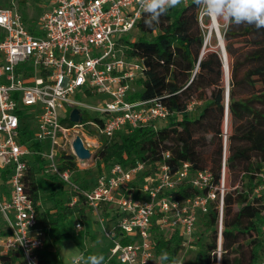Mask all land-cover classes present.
Wrapping results in <instances>:
<instances>
[{
    "label": "built area",
    "instance_id": "built-area-1",
    "mask_svg": "<svg viewBox=\"0 0 264 264\" xmlns=\"http://www.w3.org/2000/svg\"><path fill=\"white\" fill-rule=\"evenodd\" d=\"M7 2L0 5V216L4 221L0 224V264H8L3 257L12 255L16 258L10 264H41L46 234L24 183L28 158L35 155L43 158L44 173L57 177L67 188L71 207L83 199L96 213L104 204L117 208L116 226L106 232L113 246L102 264H153L156 221L160 232H177L186 242L193 238L198 214L207 212L212 201L217 202L220 214L218 247L212 256L220 264L224 197L229 191L225 151L218 183L209 169L191 173L188 162L174 173L169 165L161 164L156 173L144 178L143 197L132 188L148 168L141 162L127 167L112 164L91 188L84 189L74 180L75 172L98 160L105 141L120 131L156 125L176 114L159 98L134 96L147 71L144 59L130 53L135 38L125 41L137 31L145 13L138 0H49L35 27L26 22L18 0ZM189 2L181 0L183 5ZM96 94L107 98L97 106L83 102V97ZM74 109L80 111L81 122L70 120ZM190 109L189 105L186 111ZM87 112L94 117L86 119ZM77 140L88 158L78 156ZM61 156L68 158L62 161ZM163 156L169 158L170 153ZM69 161L73 164L64 168ZM258 177L262 182L253 194L264 191V170ZM185 179L207 193L184 202L176 199L172 192ZM76 228L81 229V224ZM117 230L123 236L137 237L136 241L122 244ZM168 264L183 263L172 260Z\"/></svg>",
    "mask_w": 264,
    "mask_h": 264
},
{
    "label": "trees",
    "instance_id": "trees-1",
    "mask_svg": "<svg viewBox=\"0 0 264 264\" xmlns=\"http://www.w3.org/2000/svg\"><path fill=\"white\" fill-rule=\"evenodd\" d=\"M21 2L26 3V0ZM199 11L194 0H190L186 5L170 8L150 28L144 23L147 13L138 21L136 37L130 42L133 46V52L130 53L144 59L147 71L145 78L138 82L139 90L134 96L140 99L159 98L176 114L169 118L165 126L150 125L120 131L112 140L105 141L98 154V161L104 162L109 168L115 163L126 167L137 162L145 163L148 168L132 184L134 194L143 197L140 188L144 178L156 173L163 163L169 165L173 173L184 162L190 163L191 173L208 169L212 164L213 181L218 183L225 151L228 170L238 176L240 186L226 192L224 197L220 264H262L264 191L253 194V190L261 184L258 174L264 170V28H257L246 22L236 24L229 21L224 31L231 78L228 119L230 118L233 132L227 137L228 149L225 145L223 150L221 138L216 144L215 138L208 141L207 135L223 137L221 127L225 122L226 106L224 61L221 50H203L204 35L199 25ZM36 24L37 21L33 26ZM239 38L248 39L246 46L249 49L245 52L234 47L233 40ZM125 41L129 43L127 37ZM203 51L205 53L200 59ZM243 69L244 74L240 76ZM258 84L261 85L260 88L250 96H238L237 90L255 88ZM207 90V105L198 117H191L186 111L188 102L196 94ZM210 142L215 144V148L211 152H205L204 149ZM166 152L170 153L169 158H164L163 154ZM65 158L68 157H60L62 161ZM72 164V161L65 162L63 167L68 168ZM43 165L44 160L39 155L28 158L25 189L37 205L39 225L46 234L40 262L62 264L59 253L48 249L54 243L60 244L71 237L65 223L74 213L82 212L79 206L83 199L72 207L69 206L71 197L64 184L57 177L44 173ZM79 173L75 172L74 180L84 189L91 188L97 176L102 174L99 173L95 182L90 185L87 180H78ZM7 174L8 172L4 173L5 179ZM206 193V189L195 188L189 179H185L172 195L184 202ZM45 195L58 209L53 218H49L48 210L42 211L41 202ZM219 216L218 204L214 201L210 202L207 212L198 214L196 225H201L210 236L207 242L200 245L196 256L197 264H217V258L212 253L218 247ZM117 235L123 236L119 230ZM152 238L155 256L161 257L165 252L168 254V259L163 260V264L174 260L184 242L179 234L165 239L156 226L152 229ZM243 241L247 242L242 243ZM121 243L126 245L131 240L123 239ZM15 258V255L3 257L8 264Z\"/></svg>",
    "mask_w": 264,
    "mask_h": 264
},
{
    "label": "rangeland",
    "instance_id": "rangeland-1",
    "mask_svg": "<svg viewBox=\"0 0 264 264\" xmlns=\"http://www.w3.org/2000/svg\"><path fill=\"white\" fill-rule=\"evenodd\" d=\"M22 0H18V8L20 9V11L24 14L25 18H26V22L28 23V25L33 26L34 23L38 20L41 12L45 9H47V4L49 2V0H26V3L21 2ZM0 5H7V0H4V3H0ZM46 6V7H45ZM210 22H211V17L205 15L202 13V11H199V25L200 28L202 30V33L204 35V45H203V50H205V52L207 51H215V50H220L218 47V39L216 37V35L212 34V36H209V33L211 30L210 27ZM229 24V21H224L222 18H219V30L222 34V37L224 36V31L226 30L227 26ZM136 31L133 33H130L127 38L130 39L131 37L135 38L136 36ZM210 39H209V38ZM209 39V40H208ZM224 40V38H223ZM248 39L245 38H239V39H234L233 40V44L234 47L238 50V51H242L245 52L247 49H249V46H246ZM225 43V41H224ZM226 45V43H225ZM205 46V48H204ZM244 70L243 69L241 71L240 76H242L244 74ZM230 73H229V88H230ZM223 85L227 86V80L226 77L224 76L223 79ZM260 84L256 85L255 88H242L237 90V94L239 97H248L250 96V94L257 90L258 88H260ZM209 90L202 92L201 94H196L195 98L191 99L188 102V106H191V109L188 111L189 114L191 115V117H198V115L200 114V112L205 108V106L208 103V99H207V94H208ZM105 98H107L106 94H96L93 96H85L82 98L83 102H85L88 105L91 106H97L99 104L100 101L104 100ZM88 113V116H86V119H92L94 117V113ZM230 120V118H229ZM225 121V120H224ZM168 123V121H160L157 122L156 125L158 127L161 126H165ZM222 133H223V137H217L214 134H210L207 135V140L209 141L211 138H215L216 144L219 141V138L222 139V144H223V150H224V146L226 145V148L228 149V141L227 139L225 140V136L229 137V135L233 132V126L229 123V127L227 128V126L225 125V123L223 122L222 124ZM226 141V144H225ZM215 148V144L213 145L211 142L207 144V146L205 147L204 151L205 152H211L212 150H214ZM228 155V152H227ZM108 168L104 162H99L98 160H96L95 162L92 163V165H89L87 167V169L80 171L79 175H78V180L79 181H83L87 183H89L90 185L93 184L95 182V177L99 174V173H107ZM208 169H210L212 171V169L214 168L212 164H210L208 167ZM227 186L229 187V191H232L234 188L239 187L240 186V179L238 178V176L234 175L231 171L228 170L227 173ZM66 191L67 188H66ZM69 192V191H68ZM41 208L42 211H49V218H53L55 217L58 209L55 208L54 203L52 201H50L48 199V197H46V195L43 197V201L41 202ZM86 208V213H89V215H91L93 218H95L94 223L98 224V227H101V225H99V222L97 221V216L94 215V212H92V210L84 203L82 202L79 206V208ZM103 211V213H105L106 209L105 207L101 208V212ZM99 212V214L101 213ZM106 214V213H105ZM104 214V215H105ZM157 220L159 218V214L155 215ZM75 217L71 216L65 223V227L67 226V228L69 229L71 237L64 239L58 246L59 249V255L62 259V264H87L89 261L87 260V258L90 255H102L103 257H105V259L107 258L109 251L105 250V251H95L96 249H94V251L90 254H87L85 256V258L82 259L81 262L79 263H74V259L78 256V252H79V244L82 242V236L83 233H75L73 231V229L75 228ZM81 224L85 225V227L87 225H89V223L84 222H80ZM0 224L4 225V221L3 218L0 216ZM77 224V223H76ZM157 221L155 223V226H157ZM105 233V232H104ZM209 236L210 233L204 231V228L201 225H196L195 226V231H194V235L193 238L191 240H188L186 242L182 243V247L178 250L176 256L173 258L174 260L177 261H181L183 264H197L196 263V256L198 251L200 250V245L207 242L209 240ZM158 237V236H156ZM165 239H168L167 236H164ZM248 241V240H247ZM247 241H243L247 242ZM79 243V244H78ZM93 244L96 245V247L98 248H105V249H110L111 245H109V240L105 237V235L102 232H95V234L93 236H88V245L85 247L86 249H92L93 248ZM246 244V243H245ZM55 247V246H54ZM163 260L161 259L160 256H155L153 259V264H163L162 263ZM168 264V263H167Z\"/></svg>",
    "mask_w": 264,
    "mask_h": 264
},
{
    "label": "clouds",
    "instance_id": "clouds-1",
    "mask_svg": "<svg viewBox=\"0 0 264 264\" xmlns=\"http://www.w3.org/2000/svg\"><path fill=\"white\" fill-rule=\"evenodd\" d=\"M144 12L148 14L144 23L152 27L153 23L159 22V18L170 8L181 4V0H138ZM203 14L213 18H222L224 21L235 22L236 24H254L257 28H264V0H194ZM79 227V226H77ZM23 244V241H21ZM83 257H77V262ZM162 260L168 259L165 252ZM87 260L90 264H102V255H90Z\"/></svg>",
    "mask_w": 264,
    "mask_h": 264
},
{
    "label": "crops",
    "instance_id": "crops-1",
    "mask_svg": "<svg viewBox=\"0 0 264 264\" xmlns=\"http://www.w3.org/2000/svg\"><path fill=\"white\" fill-rule=\"evenodd\" d=\"M7 5H8V2H7ZM39 205H40V203H39ZM102 207H105V209H106L105 213L106 214L103 213V211L101 212V210L99 211V212H101L99 214V212L96 213V212H94L91 209L92 212H94V215L97 216L96 219L99 222V225H101V227H98V224L94 223L95 218H93L91 215H89V213H86V211H87L86 208H84V211H83V208L81 207L83 213L82 212H76V213H74L72 215V217L74 216L75 219H76L75 225H74L75 228L73 229V231L75 233H78V232L82 233V232H84L83 233V236H82V242L80 244L78 243L80 249H79V252H78V256L77 257H83V258H85V256L87 254L92 253L94 251V249H96L95 251H100L101 252V251H105V250L110 251V249L112 248V246H113V240L110 239L106 235V232L109 231V230H111V229H114L115 228L116 223H117L118 218H119L118 210H117V208L115 206L107 205V204H104ZM84 221L86 223H89V225H87L85 227V225H83V224L80 223V222H84ZM76 223L77 224L80 223L81 226H82V228L81 229H77L76 228V225H77ZM66 229L69 231V229L67 228V226H66ZM69 232H71V231H69ZM95 232H102L105 235V237L109 240V245H111V248L110 249H105V248H102V247L101 248H98V247H96L97 244L96 245L93 244V248L92 249H89V248L86 249L85 248L88 245V236H93L95 234ZM161 233L164 236H167V238L168 237L169 238L172 237L174 234H178L177 232H171V231L166 232V233H163V232H161ZM119 239H121L120 241H122L123 239H130L131 241H136L137 237H134V236L133 237H131V236H119ZM52 242H53V240H52ZM58 246H59V244H55L54 243V245L50 249H48V250H50L51 252L57 251L59 253ZM75 259H74V261H75ZM87 264H90V262H88ZM111 264H118V263L115 261V262H113Z\"/></svg>",
    "mask_w": 264,
    "mask_h": 264
},
{
    "label": "water",
    "instance_id": "water-1",
    "mask_svg": "<svg viewBox=\"0 0 264 264\" xmlns=\"http://www.w3.org/2000/svg\"><path fill=\"white\" fill-rule=\"evenodd\" d=\"M205 48V46H204ZM204 51L202 52L201 57L204 55ZM223 61H224V70H225V75H227V86H226V106H225V120L227 122V114H228V100H229V73L230 69L228 66V59H227V52L225 46L221 49ZM70 120L72 122H81L82 121V116L80 115V111L78 109H74L71 113ZM75 149L78 154V156L82 159L88 158L89 153L87 150H85L80 142V140H77V143L75 144Z\"/></svg>",
    "mask_w": 264,
    "mask_h": 264
},
{
    "label": "bare ground",
    "instance_id": "bare-ground-1",
    "mask_svg": "<svg viewBox=\"0 0 264 264\" xmlns=\"http://www.w3.org/2000/svg\"><path fill=\"white\" fill-rule=\"evenodd\" d=\"M209 28L211 29V30H209L210 31L209 36L210 35L212 36V34L216 35V37L218 39V47L221 50L223 48V46H225V43H224L222 34H221L220 30H219V19L211 18V22H210V27ZM227 59H228V57H227ZM228 66H229V61H228ZM225 77L227 78V75H225ZM228 114H227V122H226V120L224 122L225 125L227 126V128L229 127V123H230V120L228 119Z\"/></svg>",
    "mask_w": 264,
    "mask_h": 264
}]
</instances>
